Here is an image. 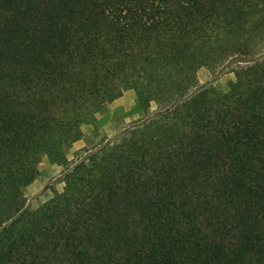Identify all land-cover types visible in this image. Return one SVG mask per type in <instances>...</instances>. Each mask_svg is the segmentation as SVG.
I'll return each instance as SVG.
<instances>
[{"label": "trees", "instance_id": "1", "mask_svg": "<svg viewBox=\"0 0 264 264\" xmlns=\"http://www.w3.org/2000/svg\"><path fill=\"white\" fill-rule=\"evenodd\" d=\"M127 90L142 117L69 159ZM0 264H264V0H0Z\"/></svg>", "mask_w": 264, "mask_h": 264}, {"label": "rangeland", "instance_id": "2", "mask_svg": "<svg viewBox=\"0 0 264 264\" xmlns=\"http://www.w3.org/2000/svg\"><path fill=\"white\" fill-rule=\"evenodd\" d=\"M236 63L223 65L215 70L202 67L198 71L199 84L209 90L221 92L228 90L229 82L235 80ZM142 117L138 108V101L133 90H127L117 100L105 103L103 109L97 113L95 120L83 126V137L74 143L67 151V157L72 159L77 151L83 148H94L101 143L114 141L120 131L133 121ZM62 167L51 163L47 156H43L38 164V177L26 190V213L30 214L48 202L55 192L62 191L60 182Z\"/></svg>", "mask_w": 264, "mask_h": 264}]
</instances>
